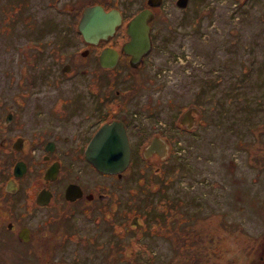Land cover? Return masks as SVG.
I'll return each mask as SVG.
<instances>
[{
	"label": "flooded vegetation",
	"instance_id": "af4514ba",
	"mask_svg": "<svg viewBox=\"0 0 264 264\" xmlns=\"http://www.w3.org/2000/svg\"><path fill=\"white\" fill-rule=\"evenodd\" d=\"M77 1L79 16L89 5L116 8L119 25L112 34L89 40L76 21V34L67 27L76 42L22 43L15 70L5 69L10 91L0 97V264H115L117 251L129 249L117 240L125 232L145 234L150 223H157L156 234L169 232L163 228L170 221L157 217V206L164 204L166 213L170 205L149 196L166 179L153 178L173 152L183 150V137L197 130V143H202L206 127L211 154L197 152V158L219 167L218 177L199 179L226 194L231 205L230 216L229 210L222 213L225 227L217 222L209 229L206 252L215 261L220 257L221 264H264V112L256 113L264 102L257 97L260 107L251 105L234 89V79L224 78L215 65L207 64L203 75L158 78L168 70L155 56V21L163 0L155 5L142 0L131 10L107 6L105 0ZM145 7L152 12L149 45L132 53L126 24ZM179 42L174 49L181 47ZM179 52L169 54L179 59ZM220 67L223 71L224 64ZM76 77L82 79L80 92L44 96L35 90ZM191 85L190 98L178 100L176 93L182 97ZM104 124L123 130L128 162L122 170H98L87 156L90 140ZM148 146L154 148L144 151ZM142 165L153 174L145 176ZM197 204L198 211L203 205ZM210 211L199 213L197 220L219 212ZM200 231L198 238L207 232ZM144 247L147 252L151 248Z\"/></svg>",
	"mask_w": 264,
	"mask_h": 264
},
{
	"label": "rangeland",
	"instance_id": "374dc122",
	"mask_svg": "<svg viewBox=\"0 0 264 264\" xmlns=\"http://www.w3.org/2000/svg\"><path fill=\"white\" fill-rule=\"evenodd\" d=\"M78 3L77 0H0V97L10 91L5 69L15 70L18 58H22L19 54L22 43L77 41L74 39L76 36L72 38L67 32L71 28L76 34L75 25L79 16L76 9L81 6ZM104 3L107 6L120 4L122 8L131 10L138 8L142 0H105ZM67 4L73 5L74 10L66 11ZM161 11L155 21L159 29L155 56L159 62L168 65V70L158 78L169 79L183 74L203 75L207 74V64L215 65L216 70L224 74V78L227 75V79H234L237 84L234 89L242 92L241 95L245 94L251 105L257 102L260 107L258 98L264 102V0H187L184 8L176 6L174 0H163ZM178 41L181 47L175 46L174 49V42ZM174 50L180 51L176 56L179 59L170 55ZM42 58L49 57L43 53ZM223 64L222 71L220 66ZM47 84L35 90L43 91L44 96H52L80 92L82 89L80 77L71 80L67 78L59 85ZM191 87L193 89L194 85L183 89L182 97L177 92V99L185 101L190 98ZM261 111L264 112V107L256 113L260 114ZM210 133L209 127L202 129L200 144L197 143V130L183 137V150L173 152L156 178H153L158 181L163 175L166 179L149 196L170 205L166 213L161 211L164 204L157 206V217L170 221V226L168 222L163 228L170 229L169 232L154 233L157 223H150L149 228L144 230L145 234L125 232L117 240L129 246V249L127 252L125 248L117 251L115 264H221L220 257L215 261L206 252L210 248L209 229L215 227L217 222L225 227L222 213L231 209V205L228 204L226 194L210 190V183L205 180L218 174L216 170L219 167H213V163L208 160L197 158V152L207 157L211 154L207 144ZM142 167L145 176L153 174L152 169L145 165ZM201 176L205 178L199 179ZM253 187L259 189L260 185ZM216 199L220 203H216ZM197 201L203 205L198 211ZM212 209L219 210L217 215L197 220L199 213L209 214ZM219 224L218 228L221 227ZM149 229L151 232H148ZM198 229L201 233L207 232L198 238ZM235 242L233 240V244ZM145 245L151 246L148 252ZM129 250H132L133 255H129ZM150 250L155 251L152 257L148 255ZM96 255L100 258L101 253L98 251ZM107 259L112 260L110 257Z\"/></svg>",
	"mask_w": 264,
	"mask_h": 264
},
{
	"label": "water",
	"instance_id": "95a60500",
	"mask_svg": "<svg viewBox=\"0 0 264 264\" xmlns=\"http://www.w3.org/2000/svg\"><path fill=\"white\" fill-rule=\"evenodd\" d=\"M158 0H147L150 5ZM186 0H176L180 7L185 6ZM152 12L145 7L137 11L127 22L130 40L127 43L130 52L136 53L149 45L148 20ZM120 23V15L116 8L104 10L99 4L85 6L77 21V29L84 39L97 40L104 38L114 31ZM121 128L112 124H104L95 132L87 146V156L92 165L101 171L114 172L122 170L128 161V146ZM154 146H148L147 151Z\"/></svg>",
	"mask_w": 264,
	"mask_h": 264
},
{
	"label": "trees",
	"instance_id": "16d2710c",
	"mask_svg": "<svg viewBox=\"0 0 264 264\" xmlns=\"http://www.w3.org/2000/svg\"><path fill=\"white\" fill-rule=\"evenodd\" d=\"M155 206H156V205H155ZM152 211H153V212H157V210L155 211V209H154V208H152Z\"/></svg>",
	"mask_w": 264,
	"mask_h": 264
}]
</instances>
